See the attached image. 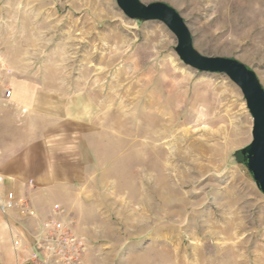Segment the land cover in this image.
<instances>
[{"label":"rangeland","instance_id":"obj_1","mask_svg":"<svg viewBox=\"0 0 264 264\" xmlns=\"http://www.w3.org/2000/svg\"><path fill=\"white\" fill-rule=\"evenodd\" d=\"M140 2L172 7L198 53L239 61L264 89V0ZM176 44L116 0H0V56L93 103L118 151L99 190L124 240L105 264H264V195L239 154L253 119L226 75L185 65Z\"/></svg>","mask_w":264,"mask_h":264},{"label":"crops","instance_id":"obj_2","mask_svg":"<svg viewBox=\"0 0 264 264\" xmlns=\"http://www.w3.org/2000/svg\"><path fill=\"white\" fill-rule=\"evenodd\" d=\"M4 63L13 95L0 102V206L22 200L31 214L0 207V264L31 254L55 210L85 247L80 264L116 261L124 239L102 202L112 194L99 188L115 181L118 151L106 147L94 104L34 78L28 66Z\"/></svg>","mask_w":264,"mask_h":264},{"label":"water","instance_id":"obj_3","mask_svg":"<svg viewBox=\"0 0 264 264\" xmlns=\"http://www.w3.org/2000/svg\"><path fill=\"white\" fill-rule=\"evenodd\" d=\"M116 4L129 19L164 24L175 36V52L185 65L199 72L224 74L240 89L253 119V126L251 142L239 154L257 189L264 195V89L255 73L235 59L208 57L198 53L192 45L185 22L165 3L144 4L140 0H116Z\"/></svg>","mask_w":264,"mask_h":264},{"label":"built area","instance_id":"obj_4","mask_svg":"<svg viewBox=\"0 0 264 264\" xmlns=\"http://www.w3.org/2000/svg\"><path fill=\"white\" fill-rule=\"evenodd\" d=\"M9 72L0 56V102L5 105L10 104L13 95L7 82ZM0 207L2 211L7 207H17L21 214H31L22 200H8L2 202ZM53 214L40 230L33 252L28 256L16 254L15 264H80L85 247L73 235L70 224L60 218L62 211L55 210Z\"/></svg>","mask_w":264,"mask_h":264},{"label":"bare ground","instance_id":"obj_5","mask_svg":"<svg viewBox=\"0 0 264 264\" xmlns=\"http://www.w3.org/2000/svg\"><path fill=\"white\" fill-rule=\"evenodd\" d=\"M149 113H151V112H149ZM148 113V114H149ZM146 114V113H145ZM158 114V113H157ZM150 115V114H149ZM150 117V116H149ZM163 121V120H162ZM166 122V121H165ZM169 122V121H168ZM171 127V126H170ZM172 128V127H171ZM155 129V131L156 132H158V133H161V132H164L162 129V127L161 126H157V127H155L154 128ZM166 132V131H165ZM164 136L166 137V135H165V133H164ZM156 140V139H155ZM183 140L182 139H178V140H175L174 141V143L173 142H171V143H168V145H169V147L170 148H172L176 143H180V142H182ZM151 142H154V141H151ZM143 143H145V144H148L149 142L148 141H143ZM155 143V142H154Z\"/></svg>","mask_w":264,"mask_h":264}]
</instances>
